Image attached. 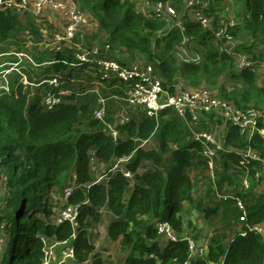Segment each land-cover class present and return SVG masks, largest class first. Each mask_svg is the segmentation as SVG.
I'll use <instances>...</instances> for the list:
<instances>
[{
    "label": "trees",
    "instance_id": "16d2710c",
    "mask_svg": "<svg viewBox=\"0 0 264 264\" xmlns=\"http://www.w3.org/2000/svg\"><path fill=\"white\" fill-rule=\"evenodd\" d=\"M75 1L99 32L92 37L102 44L93 54L96 59L127 64L123 57H134L154 66L171 94L179 88L204 89L234 109L264 114V0H204L201 12L210 19L208 26L193 18L182 0ZM144 1L151 8L170 2L177 15L158 16L153 8L143 12L138 6ZM23 15L29 14L0 8V41L21 36L16 29ZM35 19L22 23L34 40V53L27 54L35 66L46 67L38 74L28 72L27 84L13 82L9 91L0 86V172L7 192L0 198V222L7 237L0 264H43L42 237L48 242L72 239L75 260L63 264H184L189 259L187 241H166L157 224L167 221L179 237L197 242L201 229L195 228L193 235L185 228L187 205L216 226L210 228L207 255L190 264H264V231L239 235L241 212L232 199L240 197L246 204L243 229L264 228V139L256 135L249 142L239 126L217 112H199L194 122L189 112L181 117L168 109L156 121L139 108L142 111L129 110V119L117 125L114 140L106 124L94 118L95 96L86 91L93 79L111 90L104 95L105 120L113 123L111 103L125 96L131 81L107 78L97 65H67L78 63L75 50L68 47L36 50L44 37ZM232 19L236 24L229 28L233 41L228 43L216 33ZM182 47L191 53L186 58L178 56ZM240 56L250 65L240 68ZM52 79L71 94L49 110L43 98L55 89L48 82ZM191 128L213 134L222 145L215 158L217 184ZM143 140H149L148 145L139 148ZM249 147L258 160L245 157ZM131 155L126 164L131 179L111 172L119 159ZM92 160L103 165L98 183ZM245 179L250 183L247 190ZM73 183L78 189L66 202L63 192ZM225 183L227 198H217L215 192L223 191ZM60 198L62 204H54ZM66 203L80 207L75 227L55 223ZM106 212L108 237L124 253L119 263L96 252L92 231Z\"/></svg>",
    "mask_w": 264,
    "mask_h": 264
},
{
    "label": "built area",
    "instance_id": "2783aa9c",
    "mask_svg": "<svg viewBox=\"0 0 264 264\" xmlns=\"http://www.w3.org/2000/svg\"><path fill=\"white\" fill-rule=\"evenodd\" d=\"M204 4V0H187L186 8L193 10V17L196 18L198 22H201L203 25L207 26L210 24V19L202 14L201 8ZM145 11H151L158 16H176L177 10L173 7L170 2H159L151 8V4L148 1H144ZM0 8L3 10H13L22 14H30L33 17L39 19L46 15V12L51 10V12H67L69 23L65 28V31H56L53 35V41L55 46L61 45H71L80 52L77 54L76 58L78 63L67 65L76 66L82 64H92L98 66V70L104 74L107 78H118L119 81L128 82L131 81L126 94L124 97L119 98L120 101L127 104L129 107L141 108L144 113L156 121L159 120L160 115L163 111L168 109H174L177 113L184 117L187 112L192 116V120L195 122L198 120L199 112H217L226 117L227 120L233 121L235 125L239 126L241 133L245 134L248 141L251 142L253 137L259 135L264 139V114H261L255 110L243 111L240 109H234L231 106H228L227 103L221 101L218 98L213 97L208 91L204 89H195V90H182L181 88L175 94H171L163 87V81L155 75V68L152 65H124L120 64L115 60H106L103 58H94V51H90L84 48L81 42L76 40L78 33V28L84 22L83 14L81 13L78 4L75 0H0ZM236 24L235 20L232 19L229 21L222 30L216 33L218 38L225 39L229 42L233 41L232 36L229 33V28L234 27ZM2 55L10 56L14 55L17 58V61L14 63L7 62L6 65L11 66L7 69L4 74H9L11 71L15 70L25 59L31 64H34L32 58L24 52H14V53H5ZM194 60H199L194 59ZM240 68L250 65L248 59L240 56L239 60ZM35 65V64H34ZM1 73V72H0ZM55 89L53 92H49L43 98V103L47 109L51 110L56 108L61 103V96L65 93L60 90V83L58 79H52L48 81ZM2 89L9 91V87L1 86ZM108 99L100 98L98 101V108L94 111L95 119L103 122L107 126V131L109 135L112 136L114 140L118 138L117 126L109 124L106 122V112ZM263 119L260 124V119ZM192 121V122H193ZM192 129L193 139L197 141L201 148V154L209 159L210 166V175L212 179H216L215 173V158L217 157V152L221 150L222 145L215 139L213 134L208 132H199ZM149 140L141 141L139 148H145L148 145ZM132 155L129 157H124L119 159L111 170L112 173L121 172L126 178L131 179L133 173L126 168V164L130 161ZM246 158L253 160H258L257 153L251 150V147L247 149L245 154ZM104 176L98 180L101 181ZM243 186L247 190L250 186V183L247 179L243 181ZM78 189V186L73 183L72 186H68L64 190V200H67L75 193ZM236 206L241 212L240 222L243 224L246 223L247 211L246 204L242 199L235 198ZM79 206L65 204L62 209L58 211L57 214V224L64 222H69L72 224V227L76 226L77 219L79 216ZM243 224H240L239 227L242 228ZM157 232L163 236L166 241L172 243H178L180 241H187L189 247V259L184 264H190L198 256H206V249H202L201 246L197 244L194 240L186 237L181 238L177 235L174 228L167 221H161L157 224ZM239 235L247 236L250 232H256L261 234L263 229L260 226L248 227L242 230H239ZM44 244V261L43 264H50V260L53 253L49 246L57 244L60 252L65 254L63 260H59L55 264H63L66 261L75 260V251L72 243V239L66 241H53L52 243L48 242L46 238L42 237L41 240ZM53 253V254H52ZM82 264H92L90 261ZM224 264L222 260L220 263Z\"/></svg>",
    "mask_w": 264,
    "mask_h": 264
},
{
    "label": "rangeland",
    "instance_id": "374dc122",
    "mask_svg": "<svg viewBox=\"0 0 264 264\" xmlns=\"http://www.w3.org/2000/svg\"><path fill=\"white\" fill-rule=\"evenodd\" d=\"M187 0H182V6L183 4H186ZM139 10L143 11L145 10V8L143 7V4H140L138 6ZM29 18V19H28ZM30 19H35L32 15H28V16H22L21 17V22L22 23H26L28 20ZM30 20V21H32ZM37 20V18L35 19ZM22 23H20V25H17L18 28L16 29L17 31H19V37H14L11 38L10 40H3L0 42V86H7V87H11L13 82H18V83H23V84H27V80L25 75L28 76V72H32V73H41L42 70L44 69V67L46 66H35L31 63H29V61H27L26 59L15 68V70L11 71L9 74H4V72L9 69L11 66L6 65L7 62H12L14 63L15 61L12 59H16L17 58L14 55H10V56H4L2 54H5V51H11V48H17V46H19L20 48H22L24 51L21 50V52L27 53L28 51H31L32 53H34L32 51L33 49V39L27 35V32H24V30L22 29ZM94 26V25H93ZM95 27V26H94ZM45 37H44V42L43 44H40L36 50H50V51H55V50H59L58 48L55 47H63V48H67L71 45H61V46H55L54 41H53V32L52 30L49 33H45L43 32ZM23 40H29L27 43L22 44ZM55 48V50H54ZM184 47H182L180 49V51H178V56L179 57H184V55H182V53L184 52ZM188 53H190L189 50H186ZM16 52V51H14ZM14 52H10V53H14ZM20 52V50H19ZM180 52V53H179ZM9 53V52H8ZM29 54V52H28ZM32 57V55H30ZM33 58V57H32ZM134 59V57H132V60ZM134 61V60H133ZM2 71H4L2 73ZM28 78V77H27ZM184 83L180 86H183ZM26 86V85H25ZM113 100V99H112ZM114 101V100H113ZM112 104V110L114 111V123H112V125L117 126L118 124L124 123L126 120L124 119L125 117L124 114L127 113L126 111H124L122 108V104L121 101L118 100L115 103H111ZM126 106H128L126 104ZM117 109V113L116 112ZM151 144V143H150ZM152 145V144H151ZM92 168L96 171L99 172V176H98V180L101 178V172L104 171L103 165L100 164L98 162V160H92L91 163ZM101 170H100V169ZM7 192H6V188H5V177L4 175H2V173L0 172V198H2L3 196H6ZM57 203L54 204H62V202L64 201L62 198L57 200ZM52 202V199H51ZM0 211H1V207H0ZM184 221H186L187 223L185 224V228H190V232L192 233V231L196 228L203 230L201 235L199 236V240L198 242L202 245H206V240L208 237H210V233L208 234V228H215L216 226H211L210 223L208 222V219H205L203 216L199 215V213L194 209L193 206H187L185 211H184ZM57 217V216H56ZM110 219V215L106 212L103 215V220L102 223L99 225H96V227L93 229L92 233L94 235V243H95V248H96V252H99L101 254V256L109 261H115L116 263H119L121 261V257L124 256V253L121 251V247L118 244V242H113L112 240H110V238L108 237V231H107V226H108V222ZM55 220V219H54ZM190 222V225H188V223ZM56 223V221H55ZM4 228L5 225L4 223L0 222V260L3 256L4 253V246L6 244V240L7 237L4 235ZM218 228V227H217ZM194 235V233H192ZM190 237V236H189ZM53 242V241H52ZM50 242V243H52ZM49 248H51L52 252L55 254L52 256V259L50 260V264H55L56 262H58L59 260H63L65 258V254L62 252H60L59 250H57L58 246L55 243L53 246H49ZM52 253V254H53ZM123 261V260H122ZM121 261V263H122ZM120 263V264H121Z\"/></svg>",
    "mask_w": 264,
    "mask_h": 264
},
{
    "label": "crops",
    "instance_id": "0c3cea01",
    "mask_svg": "<svg viewBox=\"0 0 264 264\" xmlns=\"http://www.w3.org/2000/svg\"><path fill=\"white\" fill-rule=\"evenodd\" d=\"M186 1V0H185ZM186 5V4H185ZM81 11V10H80ZM82 13V12H81ZM83 14V13H82ZM83 17H84V22H82V25L78 28V33H77V36H76V40L78 41V42H81L82 43V45L84 46V48L85 49H87V50H90V51H94L95 53L98 51V49L100 48V47H102V44H101V39L98 41H94L93 39H92V37H95L96 38V35L99 33L98 32V30H97V28L95 27L94 28V24H93V21H92V19L91 18H89L88 16H86L85 14H83ZM194 18V17H193ZM196 19V18H195ZM44 22L46 23V24H44ZM68 23H69V19H68V15H67V12L66 11H64V12H56V11H53V12H51V10H49V11H47L46 12V15H44L43 17H42V19L40 20V18L39 19H37L36 21H35V25L37 26V27H39L40 28V30H41V33H42V36L43 37H45V35H44V33L43 32H45L46 34L47 33H49L51 30H52V32H53V35H54V33L56 32V31H65V28L67 27V25H68ZM94 25V26H93ZM210 25V24H209ZM203 26H205V25H203ZM208 26V25H207ZM53 37V36H52ZM53 39V38H52ZM1 42V41H0ZM103 42V41H102ZM43 44V43H42ZM55 48H57V47H55ZM54 48V49H55ZM69 49H73V50H75V54H76V56H77V54L80 52L79 50H77V49H75V48H73V47H68ZM11 51H5L4 53H7V52H14V51H16V52H19V50L21 51H24L23 49H21L19 46H17V48H11L10 49ZM95 53H93V54H95ZM189 54H191V53H188L186 50L182 53V55H184V56H187V55H189ZM94 58H95V55L93 56ZM123 58H125V60L128 62L127 64H124V65H135V64H137V65H142V63H140V62H138V61H136L135 59H133L132 60V57H127V56H124ZM186 58V57H185ZM188 58V60H189V56L187 57ZM98 59V58H97ZM12 60H14V61H16V59H12ZM30 63V62H29ZM37 73V72H36ZM38 74V73H37ZM91 86L92 87H89L90 88V90H88V91H86V93L88 92V93H92V94H94V96H95V104H96V107H95V109H94V111L98 108V101L100 100V98H103L104 97V95H108L110 92H111V90H109L108 88H107V86L105 85V84H102L101 82H99V81H97V80H94L93 79V81L91 82ZM66 93L64 94V95H66V94H71V91L70 90H66L65 91ZM64 95H62V96H64ZM61 96V97H62ZM119 98L120 97H115V100H119ZM121 99H122V97H121ZM111 101V100H110ZM122 108H125V107H123L122 106ZM107 109H108V105H107ZM124 111H128L127 113H125L124 114V116L123 117H125L124 119L127 121L128 119H129V115H130V112H129V110H131V111H137V110H141V109H139V108H134V107H127V108H125V109H123ZM116 111H117V109H116ZM142 111V110H141ZM142 113H144L143 111H142ZM93 115H94V112H93ZM95 118V117H94ZM107 121V120H106ZM114 121L115 120H113L112 122L114 123ZM125 121V122H126ZM109 124H112L111 122H109ZM121 124H123V123H121ZM210 174V173H209ZM210 177H211V175H210ZM211 180L213 181V183L214 184H217L216 183V181H217V178L216 179H212V177H211ZM212 183V184H213ZM207 184V183H206ZM213 184V185H214ZM227 186H226V183L223 185V191H220V192H218V194L215 192V194H216V196H217V198H224V197H226L227 198V194L228 193H226V188ZM215 188H216V190H217V186H215ZM235 198L236 197H232V199L235 201ZM231 199V198H230ZM187 206H191V205H187ZM187 206H185V209H186V207ZM195 209V208H194ZM238 209V208H237ZM239 211V210H238ZM199 213V215H201L200 214V212H198ZM202 216V215H201ZM240 216H241V214H240ZM240 216H239V221H238V224H243L242 222H240ZM243 227V226H242ZM236 229H238V230H242L243 228H241V227H239V228H236ZM263 229V231H264V228H262ZM201 231H203V230H201ZM212 229H210V228H208V234L210 233L211 235L210 236H212ZM209 238L210 237H208L207 238V240H206V245H201L198 241H197V244L198 245H200L201 246V248L202 249H207L208 248V240H209Z\"/></svg>",
    "mask_w": 264,
    "mask_h": 264
},
{
    "label": "clouds",
    "instance_id": "9594fccd",
    "mask_svg": "<svg viewBox=\"0 0 264 264\" xmlns=\"http://www.w3.org/2000/svg\"><path fill=\"white\" fill-rule=\"evenodd\" d=\"M101 181H102V180H101ZM97 183H98V181H97ZM66 188H67V187H66ZM66 188H65V189H66ZM63 195H64V192H63ZM71 205H72V204H71Z\"/></svg>",
    "mask_w": 264,
    "mask_h": 264
}]
</instances>
